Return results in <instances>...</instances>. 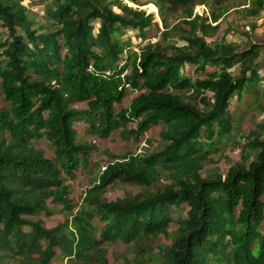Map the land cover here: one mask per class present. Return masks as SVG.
Wrapping results in <instances>:
<instances>
[{
	"label": "trees",
	"instance_id": "1",
	"mask_svg": "<svg viewBox=\"0 0 264 264\" xmlns=\"http://www.w3.org/2000/svg\"><path fill=\"white\" fill-rule=\"evenodd\" d=\"M127 1L138 7L45 0L38 23L24 0H0L7 31H0V264H108V244L169 237L172 223L177 229L160 259L136 256L128 264H264L261 133L248 135L242 161L225 175L202 174L215 145L231 133L234 100L247 93L264 108V45L239 51L206 40L218 24L195 7L209 5L217 23L230 9L224 0ZM149 3L162 29L141 8ZM262 10L264 0L245 8L250 17ZM175 11L189 30L168 21ZM128 29L142 39L136 50L124 39ZM153 31L159 39L147 41ZM236 65L237 76L230 70ZM129 89L138 95L125 107ZM79 119L100 139L123 129L139 140L157 125L164 129L158 149L112 156L75 210L68 181L89 166L95 149L79 137ZM43 139L53 157L38 146ZM117 182L140 191L108 200ZM183 206L186 215L175 217ZM55 213L67 218L53 228L38 218Z\"/></svg>",
	"mask_w": 264,
	"mask_h": 264
},
{
	"label": "rangeland",
	"instance_id": "2",
	"mask_svg": "<svg viewBox=\"0 0 264 264\" xmlns=\"http://www.w3.org/2000/svg\"><path fill=\"white\" fill-rule=\"evenodd\" d=\"M141 4L148 3L151 0H139ZM227 6L230 7L229 11L226 12L217 23H213L211 20V9L209 5H197L194 12L200 14L203 18L207 19V23L212 27L218 24V29L210 31L211 35L206 38L207 41H218L227 42V44L236 45L239 51L248 48L251 44L257 43L264 45V10L260 12L257 17H250L247 15L245 8L249 7L251 0H224ZM243 4L237 6V3ZM130 6L138 7L137 5L126 0ZM23 4L28 8V13L38 23H43V9L46 4L45 0H24ZM146 10L147 13H153L155 20L159 23V27L162 29V22L159 16L158 9L153 4H147L141 7ZM182 13L175 11L167 15V19L172 25L180 24L182 29L189 30L190 27L184 22H180L182 19ZM98 27V25H96ZM3 35H7L5 28L0 27ZM97 32V30H95ZM124 35V39L130 37L133 41L134 49H138L137 45L142 39L137 38V32H133L128 29ZM156 31L148 33L147 41H157L159 34L154 36ZM202 36V33L199 32ZM178 42V45L184 43L178 38H173ZM261 60L264 61V54L261 56ZM234 75H239V66H233L230 69ZM260 73L264 76V68L260 70ZM264 85V79H263ZM210 95V93H206ZM138 95V91L129 89V95L126 100L125 107L129 105L131 100ZM81 109H85L86 104H80ZM233 115V128L228 138L221 140L215 145L214 150L210 156V160L206 162L203 176L209 175L210 173L225 175L227 170L242 161L241 147L245 146L248 141V135L251 132H260L262 139H264V129L261 127L264 125V108H261L253 101L250 102L248 94L245 93L242 96L241 101L234 100L232 105ZM136 123H130L128 130L135 129ZM75 127L79 133L80 138H84L95 147L94 152L89 160V166L87 168L80 167L74 178L70 179L72 191V199L74 201L75 210L81 206L82 199L86 189H88L96 181L98 173L101 171V167L112 159V156L123 158L124 156L140 152L142 147L145 146L144 151L156 150L159 148L160 133L164 129L163 125H157L147 132L139 140L135 139L134 136H129L128 131L120 129L113 132L108 138L100 139L97 137L89 136L86 134L87 125L79 119ZM146 140V141H145ZM150 140L151 143L147 142ZM38 146L42 148L48 157H53V150L48 142L43 139L38 142ZM252 155V154H250ZM252 159V158H251ZM250 159V160H251ZM140 191V187L137 185H131L129 183L117 182L111 185L106 193L108 200L114 201L117 198L124 197L126 194H135ZM180 214L186 215V207L183 206L181 213H175V217ZM44 226L47 228H53L58 224L64 222L67 218L65 214L55 213L51 216L42 214L39 216ZM177 229V224H171V233L169 237L160 235L155 238H149L146 241L125 244L123 242L110 243L106 246L108 254V264H128L136 256H143L146 259H160L161 253L166 247H170L172 244V238ZM158 262V261H156ZM55 264H79L76 261L71 260H60L56 259Z\"/></svg>",
	"mask_w": 264,
	"mask_h": 264
}]
</instances>
